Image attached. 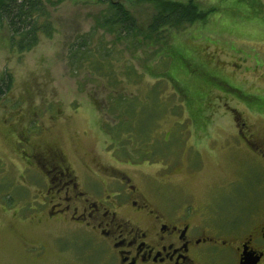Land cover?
I'll list each match as a JSON object with an SVG mask.
<instances>
[{
    "label": "rangeland",
    "instance_id": "374dc122",
    "mask_svg": "<svg viewBox=\"0 0 264 264\" xmlns=\"http://www.w3.org/2000/svg\"><path fill=\"white\" fill-rule=\"evenodd\" d=\"M116 1L147 27L153 0ZM195 1L210 9L208 17L169 30L168 50L153 41L129 48L98 28L109 0L49 5L54 33L41 34L23 52L12 49L0 21V264H97L85 229L61 227L35 209L34 180L41 175L28 161L35 147L63 150L81 179L84 164L101 179L121 169L157 200L198 206L204 217L245 215L255 201L264 202V165L238 141L233 118L241 114L248 133L264 141V115L251 107L256 100L250 95L264 94V0ZM94 28V42L102 39L114 50V70L132 65L143 74L135 82L123 78L125 95L144 99L157 88L165 103L179 106L158 118L152 139L161 138V147L152 159L146 156L151 147L111 142L105 129L117 123V115L108 113L114 93L104 79L90 78L87 69L75 74L69 66L71 43Z\"/></svg>",
    "mask_w": 264,
    "mask_h": 264
},
{
    "label": "flooded vegetation",
    "instance_id": "af4514ba",
    "mask_svg": "<svg viewBox=\"0 0 264 264\" xmlns=\"http://www.w3.org/2000/svg\"><path fill=\"white\" fill-rule=\"evenodd\" d=\"M250 95L256 100L251 107L264 115V94ZM233 118L238 141L264 165V141L248 133L241 114ZM30 152L28 161L41 175L34 180L35 209H44L46 218L61 227L70 223L85 229L97 264H264V202L255 201L245 215L204 217L198 206L171 207L157 200L121 169L101 179L84 164L87 176L81 179L60 148Z\"/></svg>",
    "mask_w": 264,
    "mask_h": 264
},
{
    "label": "trees",
    "instance_id": "16d2710c",
    "mask_svg": "<svg viewBox=\"0 0 264 264\" xmlns=\"http://www.w3.org/2000/svg\"><path fill=\"white\" fill-rule=\"evenodd\" d=\"M60 1L62 0H0V21L7 24L12 49L20 52L29 50L38 44L41 34L52 35L56 28L50 19L49 5L55 6ZM153 1L155 10L146 28L140 26L124 3L116 0H109L106 10L98 17L97 27L113 32L119 41L127 42L129 48L140 47L141 41H153L159 42L162 48L168 50L169 30H178L188 24L203 21L210 13V9L201 8L195 0ZM93 39L95 40V28L76 36L69 47V66L75 74L87 69L90 78L104 79L110 92L114 93L110 94V100H115L116 103L108 108V113L112 117L117 115V123L110 128H107V124L105 129L112 137L111 142L117 146L132 144L135 147L136 144L141 149L151 147L149 153L146 151V156L152 159L156 155V149L161 147V138L152 139V130L157 125L158 118L167 110L175 113L179 106L176 104L170 107V103H165L157 88H153L144 99L137 94L125 95L126 91L121 87L123 78L125 81L135 82L142 79L143 74L132 65L126 66V70H114L113 61L116 58L111 45L102 39L95 42ZM171 134L170 132L169 135Z\"/></svg>",
    "mask_w": 264,
    "mask_h": 264
}]
</instances>
